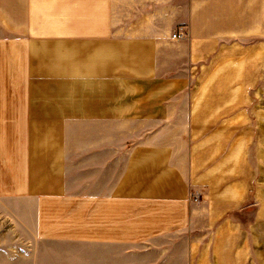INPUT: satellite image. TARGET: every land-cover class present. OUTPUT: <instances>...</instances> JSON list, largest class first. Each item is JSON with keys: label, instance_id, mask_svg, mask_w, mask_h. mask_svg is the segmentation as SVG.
Segmentation results:
<instances>
[{"label": "crops", "instance_id": "obj_1", "mask_svg": "<svg viewBox=\"0 0 264 264\" xmlns=\"http://www.w3.org/2000/svg\"><path fill=\"white\" fill-rule=\"evenodd\" d=\"M251 1L0 0V264H264Z\"/></svg>", "mask_w": 264, "mask_h": 264}, {"label": "rangeland", "instance_id": "obj_2", "mask_svg": "<svg viewBox=\"0 0 264 264\" xmlns=\"http://www.w3.org/2000/svg\"><path fill=\"white\" fill-rule=\"evenodd\" d=\"M247 3V1H245V4ZM242 5H243V0H235V9H234V12H229L228 13V21H229V24H234V26L236 27V29L240 28L238 27L239 25L242 24V22L244 21V16L242 15V12H241V8H242ZM261 5H262V1H261ZM264 6V5H263ZM262 6V7H263ZM256 7V15L253 14V12L255 10H253V8ZM262 8H261V16H260V19H261V22H262V19H263V15H262ZM258 19V1H254L252 0L251 1V17L250 19H252V25L254 24L253 23V19ZM235 215H237V213H235ZM251 240L254 241V236L251 235ZM240 240V239H239ZM238 242V241H236ZM253 250V249H252ZM253 252V251H252ZM220 259H222L223 257H219Z\"/></svg>", "mask_w": 264, "mask_h": 264}, {"label": "built area", "instance_id": "obj_3", "mask_svg": "<svg viewBox=\"0 0 264 264\" xmlns=\"http://www.w3.org/2000/svg\"><path fill=\"white\" fill-rule=\"evenodd\" d=\"M182 37V33H178V34H174L173 35V38H175V39H178V38H181ZM195 200H197V199H195Z\"/></svg>", "mask_w": 264, "mask_h": 264}]
</instances>
